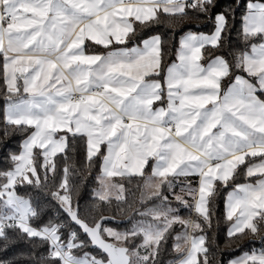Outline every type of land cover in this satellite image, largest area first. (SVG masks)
Listing matches in <instances>:
<instances>
[{
	"label": "snow or ice",
	"instance_id": "snow-or-ice-1",
	"mask_svg": "<svg viewBox=\"0 0 264 264\" xmlns=\"http://www.w3.org/2000/svg\"><path fill=\"white\" fill-rule=\"evenodd\" d=\"M216 6L0 0L3 137L24 135L11 167L0 171V239L11 230L47 246L39 264H160L171 237L175 264H212L207 232L224 191L227 245L264 242V0L244 5L243 48L231 61L218 53L236 9L213 17ZM202 18L213 30L187 31L168 64L160 35L138 38L156 25L199 26ZM73 142L85 148L79 169L68 155ZM94 168L98 187L86 219L72 177L83 182ZM241 175L245 182L236 183ZM133 183L138 197L126 187ZM29 191L55 202L42 224ZM118 216L130 227L106 224ZM229 264H264V249Z\"/></svg>",
	"mask_w": 264,
	"mask_h": 264
},
{
	"label": "trees",
	"instance_id": "trees-1",
	"mask_svg": "<svg viewBox=\"0 0 264 264\" xmlns=\"http://www.w3.org/2000/svg\"><path fill=\"white\" fill-rule=\"evenodd\" d=\"M248 0H240V7H236L237 0H216L217 6L212 9V16L214 17L216 13L225 12L227 9L235 8L236 9V19L235 26L231 29L230 36L227 37L225 41L224 49L218 53L224 55L229 61L232 60V54L234 51H237L243 48V44L241 43L239 37V29H240V16L243 14L244 5ZM196 23H185L183 25L177 26L175 29L169 27L167 24H160L153 26L152 28L143 30L139 37L145 38L150 35H160L164 40V48L167 53L165 56V64L171 63L175 60V50L178 47L179 38L181 35L186 33L189 30L194 32H205L209 33L213 29L212 22L205 21L203 18ZM99 50V49H98ZM207 61V59L205 60ZM204 61V62H205ZM227 81H225V85ZM3 86V81L0 80V87ZM264 98V96H262ZM4 104L2 96H0V107ZM2 113H0V171L8 170L11 167V162L9 160V154L18 152L19 146L24 138L23 134H13L7 138L3 137L2 131ZM72 150L69 151L68 155L70 157V163L75 165L76 169H79L83 163L85 148L83 142H73L71 146ZM57 160L59 161V165L63 166V159L61 158V154H58ZM148 171V169H146ZM98 172V168H94L92 170V174L87 177L86 180L81 182V177L77 172H74L72 177L73 181L79 183V195L78 197H74V199L79 200L80 208L82 214H84V218L90 219L88 213L92 211V192L96 188L97 183L95 181V176ZM243 176L237 178L236 183L243 182ZM127 188H130L132 191L136 192L137 197L139 196V192L136 190V185L133 183L131 185L126 184ZM21 194H25L23 190H21ZM30 195L34 196V205L37 206L38 211H41V220L35 222L37 225L46 222L50 216H54L56 213L55 202H49V199L43 195H35L29 191ZM167 194V193H166ZM224 191L221 192L220 197L216 201V205L214 207V217H213V228L211 231L207 232V235L211 241L210 250L213 254L212 264H227V262L241 254L246 252L250 253L253 250L260 251L264 249V242L260 239H245L238 244H234L229 247L227 245V235L226 228L228 226V222L224 220V211H223V203H224ZM131 199V197H130ZM171 200L172 198L169 197ZM173 206H176V202L172 201ZM94 214V213H93ZM110 213L106 212L105 215ZM180 214L187 218L188 212L186 209L181 208ZM117 221L119 224L106 223L108 226L116 228L118 230L123 231L125 226L130 227L128 220L125 217H117ZM181 229L179 226L175 228L176 232H179ZM199 234V233H197ZM173 240L169 237L168 243L165 245L164 250L160 256V264H172L178 258V254L175 253L172 249ZM6 245V247H5ZM88 251L96 254V250L87 249ZM47 251V246L43 247H34L32 243H30L26 239L19 238L15 232L9 230L8 231V240L5 241L0 239V261H6L8 264H39V257L41 254H45Z\"/></svg>",
	"mask_w": 264,
	"mask_h": 264
},
{
	"label": "crops",
	"instance_id": "crops-1",
	"mask_svg": "<svg viewBox=\"0 0 264 264\" xmlns=\"http://www.w3.org/2000/svg\"><path fill=\"white\" fill-rule=\"evenodd\" d=\"M213 30V29H212ZM210 33V32H209ZM185 34V33H184ZM183 34V35H184ZM183 35H181V37L183 36ZM148 37V36H147ZM147 37H145V38H147ZM180 37V38H181ZM179 38V39H180ZM90 43V42H89ZM178 46H179V42H178ZM204 63H207V61H205ZM262 99H264L263 97H261ZM148 172H150V169H148ZM243 176V175H242ZM243 179H244V177H243ZM243 182H245V181H243ZM243 182H241V183H243ZM98 187V185L96 186V188ZM230 190V189H229ZM176 191L177 192H179V188H177L176 189ZM169 197H171V196H169ZM172 198V197H171ZM223 211H224V203H223ZM228 227H229V223H228V226H227V228H226V235H227V231H228ZM242 255H244V254H241V255H239V256H236V257H234V258H232V259H230L228 262H227V264H229V262L231 261V260H234V259H236V258H238V257H240V256H242ZM172 264H175V262H173Z\"/></svg>",
	"mask_w": 264,
	"mask_h": 264
},
{
	"label": "water",
	"instance_id": "water-1",
	"mask_svg": "<svg viewBox=\"0 0 264 264\" xmlns=\"http://www.w3.org/2000/svg\"><path fill=\"white\" fill-rule=\"evenodd\" d=\"M106 223H113V224H119V223H117V222H115V221H107ZM89 249H91V248H89ZM92 250H95V249H92Z\"/></svg>",
	"mask_w": 264,
	"mask_h": 264
}]
</instances>
